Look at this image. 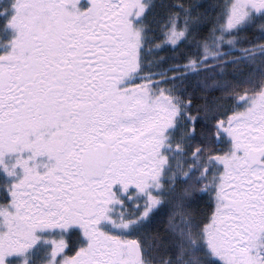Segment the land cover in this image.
Listing matches in <instances>:
<instances>
[{
    "label": "snow or ice",
    "instance_id": "snow-or-ice-1",
    "mask_svg": "<svg viewBox=\"0 0 264 264\" xmlns=\"http://www.w3.org/2000/svg\"><path fill=\"white\" fill-rule=\"evenodd\" d=\"M0 264H264V0H0Z\"/></svg>",
    "mask_w": 264,
    "mask_h": 264
}]
</instances>
